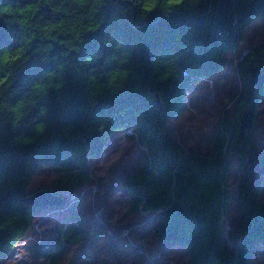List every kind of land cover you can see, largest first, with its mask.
<instances>
[{
	"label": "trees",
	"instance_id": "trees-1",
	"mask_svg": "<svg viewBox=\"0 0 264 264\" xmlns=\"http://www.w3.org/2000/svg\"><path fill=\"white\" fill-rule=\"evenodd\" d=\"M263 19L264 0H0V264H145L171 246L188 264H264V138L260 151L253 138L264 86L242 138L248 161L232 249L222 233L231 202L224 153L238 123H221L210 156L187 152L167 131L192 86L227 68L226 55ZM131 127L147 159L121 188L132 212H160L153 233L76 227L73 213L65 231L59 224L42 238L35 221L54 206L28 199L62 194L32 187L60 176L71 156L95 158Z\"/></svg>",
	"mask_w": 264,
	"mask_h": 264
},
{
	"label": "rangeland",
	"instance_id": "rangeland-1",
	"mask_svg": "<svg viewBox=\"0 0 264 264\" xmlns=\"http://www.w3.org/2000/svg\"><path fill=\"white\" fill-rule=\"evenodd\" d=\"M258 53H262V56H258ZM263 56L264 19L255 21L246 30L244 40L239 46L226 55L229 61L227 68L192 86L187 95L185 112L167 124L169 137L187 152L212 155L223 121L238 123L240 128V115L244 106L248 105L244 102V97L249 92L246 71L254 61L262 63ZM263 86L264 84L261 88ZM256 120L257 129L253 138L255 148L260 151L263 149L264 138V99L257 107ZM236 138L234 143L226 147L224 153L231 170L226 184L231 202L223 220L222 233L230 249L233 245L229 241V235L237 233L242 216V165L248 161L247 157L243 159L241 156L245 148L242 140L237 143ZM244 155H247L246 151ZM146 159L147 150L139 141L138 130L132 127L109 137L103 151L95 158L81 160L75 156L69 157L61 167L60 176L46 179L45 185L32 187L31 191L52 187L51 189L62 194L63 199L62 205L54 206L50 214L47 209L41 211L35 221L36 232L43 234L42 238L48 239V233L63 223L65 231L67 224H70L67 222L65 226V221L75 213L71 223L76 227H103L117 234H126V231L134 227L142 234H152L160 212H132L130 197L121 188L125 178L138 172L145 165ZM55 179H60L58 182L62 187L53 185ZM65 188L68 189L64 190ZM47 230L49 231L44 233ZM68 236L70 235H64V232L58 233L55 239H60L63 243ZM167 252L162 255V260L153 258V261H146L145 264H188V256L181 246H171ZM30 263L44 264L36 258H31Z\"/></svg>",
	"mask_w": 264,
	"mask_h": 264
},
{
	"label": "water",
	"instance_id": "water-1",
	"mask_svg": "<svg viewBox=\"0 0 264 264\" xmlns=\"http://www.w3.org/2000/svg\"><path fill=\"white\" fill-rule=\"evenodd\" d=\"M261 64V65H260ZM250 68L246 71V80L249 84V103L247 106H244L243 112L240 115L241 118V126H240V136L238 138L239 143L242 138L245 136V133L252 129L254 122V114H255V99L254 93L257 90H260L261 86L264 84V56L262 63L257 60L251 64ZM261 67V69H260ZM159 101V100H158ZM160 105V103H159ZM28 203L32 204L36 207L42 206H61L63 200L61 197L55 196L49 191H41L36 193L34 196L28 199Z\"/></svg>",
	"mask_w": 264,
	"mask_h": 264
}]
</instances>
